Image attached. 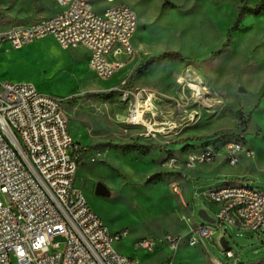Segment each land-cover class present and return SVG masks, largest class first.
Wrapping results in <instances>:
<instances>
[{
	"label": "rangeland",
	"instance_id": "rangeland-1",
	"mask_svg": "<svg viewBox=\"0 0 264 264\" xmlns=\"http://www.w3.org/2000/svg\"><path fill=\"white\" fill-rule=\"evenodd\" d=\"M105 1L108 0L88 3L92 9H99L108 6L103 4ZM116 1L133 6L138 15L134 45L150 50L147 57H157L154 65L135 72L143 56L137 49L134 59L138 62L129 72L133 90L150 97L151 110L143 115L152 123L175 121L179 126L172 133L163 134L143 123H129L127 101L118 92L108 99L84 97L111 91L115 76L102 79L91 70L87 66L88 49L83 45L61 48L51 36L20 48L2 42L0 82H30L42 93L71 96L63 104V111L73 139L83 149L75 184L89 206L94 211L101 210L106 218L102 220L110 230L129 231L131 238L120 243V250L133 256L138 264H213V255L224 263L264 264V243H250L244 239L243 231L225 233L224 229H216L215 223L199 217L198 211L204 206L192 200L194 191L224 180L264 186V11L258 15L244 14L226 36L239 8L252 7L260 0ZM56 10L53 0H0V33L14 25L50 16ZM226 40L222 52L213 55ZM170 50L180 52L186 60L170 62L159 57ZM90 79L101 87H84ZM240 85L244 92L238 91ZM242 118H249L245 136ZM236 137H244L254 155L242 157L235 166L198 164L186 168L200 171L187 174L185 181L181 178L185 171L170 170L164 165L168 155L181 159L189 148ZM182 139L185 141L178 143ZM107 142L166 147L140 154L112 151L105 145ZM109 152H116L113 160ZM116 159L120 162L116 163ZM150 175L153 179L143 184ZM99 182L109 190V195L95 193ZM175 184L176 191L172 189ZM121 185L125 190H121ZM208 214L213 217L210 209ZM195 222L214 228L212 237L218 244L214 243L217 248L213 252L212 237L202 240L199 246L190 244ZM145 234L177 237V250L170 254L163 246L151 256L133 251L134 238ZM224 234L236 261L223 254L219 238ZM166 256L173 258L164 261Z\"/></svg>",
	"mask_w": 264,
	"mask_h": 264
},
{
	"label": "built area",
	"instance_id": "built-area-1",
	"mask_svg": "<svg viewBox=\"0 0 264 264\" xmlns=\"http://www.w3.org/2000/svg\"><path fill=\"white\" fill-rule=\"evenodd\" d=\"M53 2L54 14L10 27L0 33V43L20 48L51 36L61 48L83 45L87 66L102 79L114 76L138 54L133 36L139 22L133 6L113 2L97 13L87 0ZM111 52H124L127 58L113 63ZM112 88L127 101L128 122L140 123L150 97L133 90L130 73ZM70 97L42 93L30 82H0V264H138L118 247L130 240L129 231L110 230L75 184L83 149L64 115L63 104ZM253 155L245 138L236 137L189 148L181 159L168 155L164 165L185 171L221 158L235 166ZM192 200L207 214L208 209L213 212L216 229L243 231L250 243H264V186L225 180L194 191ZM193 226L192 246L212 237L214 228L207 223ZM163 246L173 254L178 238L145 234L132 242L133 251L150 256ZM222 251L236 261L230 246ZM211 259L213 264H230L214 255Z\"/></svg>",
	"mask_w": 264,
	"mask_h": 264
},
{
	"label": "trees",
	"instance_id": "trees-1",
	"mask_svg": "<svg viewBox=\"0 0 264 264\" xmlns=\"http://www.w3.org/2000/svg\"><path fill=\"white\" fill-rule=\"evenodd\" d=\"M262 11H264V0H260L258 3H256L252 7L248 6H241L238 10L237 17L235 22L233 23L232 27L227 31L226 36H229L230 31L238 26V23L241 21V18L244 14L248 15H258ZM227 45V40L222 43L220 48L215 50L212 54H220L223 50L224 47ZM160 58H163L165 60H168L170 62L178 61V62H184L186 60L185 57L182 56V54L178 51H165L163 52L160 56ZM157 57L156 56H150L141 63L138 64V66L135 68V72H140L141 70H146L152 65L155 64ZM117 92L115 90H111L108 92H97V93H89L84 95L85 96H99L104 99H108L114 95H116ZM264 95V93H263ZM255 107L254 109H256ZM241 126H242V135L245 136L247 134V130L249 127V118L247 120H244L243 118L241 119ZM195 140H202V138H196ZM185 141V139L180 140L178 143H181ZM105 145L110 149V150H118L122 152H131V151H137L140 154H148L153 150H163L166 145H157V144H141L137 142H125V143H110L107 142ZM85 150V149H84ZM114 173H117L116 170L112 169ZM153 175H150L144 182L143 184L149 183L153 179Z\"/></svg>",
	"mask_w": 264,
	"mask_h": 264
},
{
	"label": "bare ground",
	"instance_id": "bare-ground-1",
	"mask_svg": "<svg viewBox=\"0 0 264 264\" xmlns=\"http://www.w3.org/2000/svg\"><path fill=\"white\" fill-rule=\"evenodd\" d=\"M140 20L142 21V20H144L143 19V17H141L140 16ZM139 26V25H138ZM138 28V27H137ZM137 31V30H136ZM3 44V43H2ZM2 44H0V45H2ZM140 44H142V42L140 43ZM138 50L139 51H142V53H143V58L144 57H146L147 55H148V53H150L151 51L150 50H148V49H146L143 45H140L139 47H138ZM84 87H90V88H99V87H101L100 85H99V83L96 81V80H94V79H90L89 81H88V83L84 86ZM148 110H151V107H150V104H148ZM122 111V110H121ZM124 111V110H123ZM191 116H193V115H191ZM191 116H190V118H191ZM190 120V119H189ZM187 121V122H185V123H183V124H187L188 122H190V121ZM140 123H143V124H145V125H147V126H149L150 128H153V129H155L156 131H159V132H161V133H169V132H173L174 130H176V128L179 126V124H177L175 121H172V120H167V119H165V120H161V121H155L154 123H152V121L149 119V118H147L146 116H144V115H142V117H140ZM112 151H115V150H112ZM108 154V156H110V159L111 160H113V158H111V157H114L115 158V156H116V152H109V153H107ZM115 162L116 163H119L120 161L119 160H115ZM123 188V189H122ZM121 190L123 191V190H125V188L121 185ZM96 211L98 212V214H99V216L102 218V219H104V220H106V218H105V216L103 215V213L101 212V210H99V209H96Z\"/></svg>",
	"mask_w": 264,
	"mask_h": 264
},
{
	"label": "crops",
	"instance_id": "crops-1",
	"mask_svg": "<svg viewBox=\"0 0 264 264\" xmlns=\"http://www.w3.org/2000/svg\"><path fill=\"white\" fill-rule=\"evenodd\" d=\"M88 1V0H87ZM113 2H118V1H116V0H113L112 2L111 1H105V2H103V4L105 5V4H111V3H113ZM120 2V1H119ZM55 4V3H54ZM89 4V3H88ZM102 4V5H103ZM56 6V5H55ZM89 7H90V5H89ZM91 8V7H90ZM105 8V6L104 7H102V8H99V9H95V8H91L92 10H94L95 12H97V13H101L102 11H103V9ZM138 16V15H137ZM134 44V43H133ZM135 46V45H134ZM138 47L139 46H135V48L136 49H138ZM149 54V53H148ZM120 55H123V56H120ZM109 60L111 61V62H113V63H117V62H119V61H121V60H125L126 58H127V54L126 53H124V52H122V53H116V52H111L110 54H109ZM148 57L146 56V57H140V60H142V61H144L145 59H147ZM131 61V62H130ZM136 61V62H135ZM138 62V60H137V58L136 59H132V60H129V66L126 68V69H124V66H122L116 73H115V78H113L112 80H111V85L110 86H112V85H114V83H117L119 80H120V78H122L123 76H126L130 71H131V69H132V67H133V65H134V63H137ZM114 76H112V77H114ZM111 77V78H112ZM110 79V78H109ZM207 164H211V165H219V166H225V165H228V164H226L225 162H223L222 160H221V158H218V159H216V160H214V161H212V162H209V163H207ZM229 166V165H228ZM195 171H200V170H193V169H189V170H185V173L182 175V179H185V181H186V179H187V174H189V173H194ZM225 181V180H224ZM227 181V180H226ZM96 212V211H95ZM97 213V212H96ZM215 242H212L211 243V245H212V252L214 251V249H215V247L217 248V245H215L214 244ZM118 247H119V249H120V243L118 244Z\"/></svg>",
	"mask_w": 264,
	"mask_h": 264
},
{
	"label": "water",
	"instance_id": "water-1",
	"mask_svg": "<svg viewBox=\"0 0 264 264\" xmlns=\"http://www.w3.org/2000/svg\"><path fill=\"white\" fill-rule=\"evenodd\" d=\"M238 91L244 92L245 88L240 85L238 87ZM81 164H84V161ZM95 193L98 195L107 196L109 195V190L102 183L99 182L95 186ZM198 215L205 222H210V223L214 222L213 217L209 216L204 208H201L198 211ZM219 244L223 250H229V245L224 235L219 238Z\"/></svg>",
	"mask_w": 264,
	"mask_h": 264
}]
</instances>
